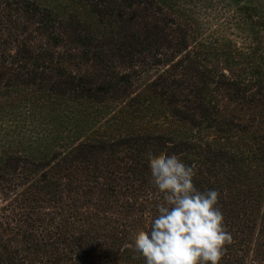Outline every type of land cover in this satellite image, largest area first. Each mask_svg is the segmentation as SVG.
Returning <instances> with one entry per match:
<instances>
[{
	"label": "trees",
	"instance_id": "16d2710c",
	"mask_svg": "<svg viewBox=\"0 0 264 264\" xmlns=\"http://www.w3.org/2000/svg\"><path fill=\"white\" fill-rule=\"evenodd\" d=\"M83 1L101 22L115 18L116 38L67 31L72 17L35 1L0 0V98L90 118L81 105L121 98L143 71L165 64L127 107L138 116L168 110L198 132L77 140L49 163L0 155V264H144L127 245L150 231L163 203L148 152L176 154L195 166L197 189L219 191L233 237L219 264H264V72L202 68L189 23L156 0ZM247 1L264 22V0ZM221 91L247 110L259 107L257 115L236 122L215 100Z\"/></svg>",
	"mask_w": 264,
	"mask_h": 264
},
{
	"label": "rangeland",
	"instance_id": "374dc122",
	"mask_svg": "<svg viewBox=\"0 0 264 264\" xmlns=\"http://www.w3.org/2000/svg\"><path fill=\"white\" fill-rule=\"evenodd\" d=\"M31 1L50 8L63 20L72 17L74 21H69L71 28L67 31L72 29L87 36L94 33L104 41L118 35L117 24L110 22L115 18L106 17L108 21L101 22L83 0ZM156 2L168 16L180 23H189L187 25L191 29L188 44L193 51L200 43L198 46L201 50L202 68L216 67L227 77H238L239 74L247 77L253 71L264 72V22L256 17L247 0ZM170 63L172 62L169 65ZM164 68L166 66L162 64L156 69L143 71L133 82L129 92L121 98L90 104L87 107L81 105L80 110H86L93 115L90 118L68 119L61 115L60 108L57 110L59 106L38 101L34 105L36 101L33 99L25 100L20 106H13L5 98H0V155L18 154L49 163L77 140H107L124 135L125 131L172 134L177 137L196 134L198 130L194 126L178 119L168 110L138 116L127 107L131 97L143 93L157 71ZM120 70L126 71L123 68ZM214 97L220 106L223 104V113L234 116L236 122L247 121L248 117L257 115L259 110V107L245 109L239 103L231 101V97L224 96L222 91L220 94L215 93ZM64 138H67V142L62 140Z\"/></svg>",
	"mask_w": 264,
	"mask_h": 264
},
{
	"label": "clouds",
	"instance_id": "9594fccd",
	"mask_svg": "<svg viewBox=\"0 0 264 264\" xmlns=\"http://www.w3.org/2000/svg\"><path fill=\"white\" fill-rule=\"evenodd\" d=\"M152 183L163 203L150 231L141 230L127 247L144 264H219L232 233L224 226L220 193L196 188L195 166L176 154L147 153Z\"/></svg>",
	"mask_w": 264,
	"mask_h": 264
}]
</instances>
